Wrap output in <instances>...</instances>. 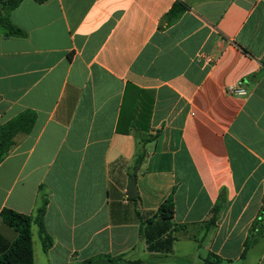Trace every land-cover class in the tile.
Wrapping results in <instances>:
<instances>
[{"label":"crops","instance_id":"1","mask_svg":"<svg viewBox=\"0 0 264 264\" xmlns=\"http://www.w3.org/2000/svg\"><path fill=\"white\" fill-rule=\"evenodd\" d=\"M6 16L25 35L0 28V124L37 120L0 163V257L17 238L2 211L46 201L53 244L33 223L34 264H264V0H23Z\"/></svg>","mask_w":264,"mask_h":264},{"label":"trees","instance_id":"2","mask_svg":"<svg viewBox=\"0 0 264 264\" xmlns=\"http://www.w3.org/2000/svg\"><path fill=\"white\" fill-rule=\"evenodd\" d=\"M23 0H1L2 10L0 11V28L6 31L7 36H24L25 33L14 26L7 18V12L15 9ZM44 2L46 0H37ZM184 8L175 6L170 15L179 16L183 13ZM37 120V115L26 110L6 123L0 124V163L7 155L15 148L18 137L28 135L34 128ZM145 155L141 152L136 154V166L142 164ZM46 201L37 212V216L21 214L10 209L2 211L3 221L12 227L17 238L11 245L10 249L0 257V264H34L33 241H32V224L37 223L39 226L40 236L43 239L44 248L52 246L53 240L47 236L44 229V215L46 210ZM219 207V205H218ZM160 214L164 218H172L174 216V199L171 195L159 208ZM217 212V209H216ZM215 223V217H212L209 224ZM45 235V236H44ZM44 236V237H43ZM248 243L246 242V250ZM85 264H97V261H88Z\"/></svg>","mask_w":264,"mask_h":264},{"label":"water","instance_id":"3","mask_svg":"<svg viewBox=\"0 0 264 264\" xmlns=\"http://www.w3.org/2000/svg\"><path fill=\"white\" fill-rule=\"evenodd\" d=\"M137 173H138V169H136L133 172V174L131 176V179H130L129 190L127 192V197L129 199H133V198H135L138 195V193L136 191V176H137Z\"/></svg>","mask_w":264,"mask_h":264},{"label":"built area","instance_id":"4","mask_svg":"<svg viewBox=\"0 0 264 264\" xmlns=\"http://www.w3.org/2000/svg\"><path fill=\"white\" fill-rule=\"evenodd\" d=\"M228 92L235 95L245 96L247 95V91L243 88H235L233 86L228 87Z\"/></svg>","mask_w":264,"mask_h":264}]
</instances>
